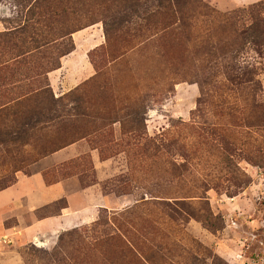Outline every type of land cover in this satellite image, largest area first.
Masks as SVG:
<instances>
[{"label": "rangeland", "instance_id": "rangeland-1", "mask_svg": "<svg viewBox=\"0 0 264 264\" xmlns=\"http://www.w3.org/2000/svg\"><path fill=\"white\" fill-rule=\"evenodd\" d=\"M70 2L74 46L82 32L79 42L100 31L105 44L90 53L96 74L79 86L84 106L68 96L79 87L55 97L53 139L75 142L39 157L52 138L34 137L13 154L18 164L5 169L11 162L0 158V184H17L12 168L22 165L63 194L33 214L0 211V264H264V0H173L181 28L167 41L142 21L156 0ZM25 12L0 0L8 31L24 26ZM55 39L27 54L18 76L38 67L32 80L50 85L46 72L72 47ZM135 112L138 132L125 135ZM93 200L92 223L25 241L32 219ZM122 243L136 246L139 262Z\"/></svg>", "mask_w": 264, "mask_h": 264}, {"label": "trees", "instance_id": "trees-1", "mask_svg": "<svg viewBox=\"0 0 264 264\" xmlns=\"http://www.w3.org/2000/svg\"><path fill=\"white\" fill-rule=\"evenodd\" d=\"M18 2L23 11H26L24 26L20 24L18 27L0 34V46L3 48V51H0V95L7 99V101L0 102V158L8 157L7 161L11 162V164L9 162V164L6 162L2 164L5 169L12 163L18 164L13 154L21 153L26 146L33 143L34 137L44 139L46 136V138L50 136L53 139L60 129L59 125L62 120L55 109L61 104L63 98L56 99L49 84L32 80L35 75H39L41 68H33L21 76H18L20 73L18 68L24 64L27 54L52 44L58 34L69 37L72 43L70 50L65 52L62 57L71 54L75 50L71 35L78 31L68 24L69 14L73 13V4L70 0H18ZM136 5L134 4V7ZM138 7L142 6L138 5ZM135 11L136 15H139V10L137 12L135 9ZM176 18L173 0H156L154 12L150 16L143 17L142 21L145 24L155 22L152 25L159 32L158 41H167L178 36L181 27ZM126 23H132V20H127ZM109 35L110 33L107 32V39L110 43ZM60 67L59 62L46 73L56 71ZM85 90L81 86L68 95L69 97L76 96L75 110L84 106L82 100ZM248 107L250 104H246L243 110L247 112ZM252 107L261 113V106ZM130 116L127 123H124L134 130L125 132V135L138 132L136 125L139 118L136 112ZM252 127L261 128L262 124ZM52 139L46 141L51 144V147L46 148L39 157L56 153L75 142V140L64 141L61 145H57V139H53L54 141ZM22 169L23 166L19 165L13 167L12 171L19 173ZM12 185H14L13 180L5 181L0 184V191ZM121 252L126 257L129 256L132 260L139 262L138 251L134 244L122 243Z\"/></svg>", "mask_w": 264, "mask_h": 264}, {"label": "crops", "instance_id": "crops-1", "mask_svg": "<svg viewBox=\"0 0 264 264\" xmlns=\"http://www.w3.org/2000/svg\"><path fill=\"white\" fill-rule=\"evenodd\" d=\"M6 31L8 32V29L0 21V34ZM98 33L96 36L90 33V39L83 43L79 42L78 39L79 35L82 34H75L73 36L75 50L61 59V67L58 70L49 73L50 87L56 98H60L75 90L95 76L96 70L91 61L90 53L105 44L104 36L100 35V31ZM5 99V97L0 98V102L5 101ZM68 149L66 150L68 151ZM16 177L18 180L17 184L0 191V211L12 208L14 212L33 214L49 203L58 200L63 195L60 186L53 185L47 187L43 183L42 178L38 176L28 177L18 173ZM32 179H35L37 182L36 189H26L29 183L27 181ZM100 205L101 203L98 200L88 201L86 205L79 209H74L69 204L57 216L32 219L28 227L24 229L22 235L25 236V241L29 238L36 239L38 238L37 236L45 237L51 241L52 237L55 238L65 231L92 223L96 218ZM19 224V227H22L21 221H19Z\"/></svg>", "mask_w": 264, "mask_h": 264}]
</instances>
